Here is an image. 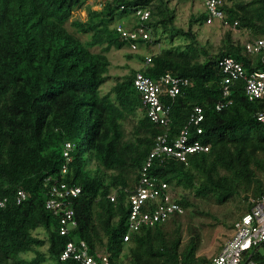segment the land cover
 Returning <instances> with one entry per match:
<instances>
[{"label": "trees", "instance_id": "16d2710c", "mask_svg": "<svg viewBox=\"0 0 264 264\" xmlns=\"http://www.w3.org/2000/svg\"><path fill=\"white\" fill-rule=\"evenodd\" d=\"M87 1L0 0V199H6L0 264H76L59 257L68 242L80 241L110 264H208V257L197 255L200 233L187 216L192 200L220 207L242 197L247 207L239 219L264 192V122L257 121L264 100H248L243 78L223 99L219 66L231 57L247 75L264 68V52L247 54L233 37L236 31L245 42L264 38V0H221L224 18L212 24L223 35L214 52L198 41L207 25L200 0L203 9L190 14L186 28L178 23L181 0H103L99 8ZM77 10L85 11L84 20L72 18ZM138 12H147V19ZM117 25L144 27L149 39H138L135 53L124 54L141 67L123 66L125 74L111 75L110 50L128 44ZM138 72L188 81L178 96H161L169 107L166 125L149 120L133 83ZM221 101L231 103L216 110ZM196 107L203 115L198 126L189 123ZM183 130L208 151L191 154L186 163L163 155L148 169L167 184L182 213L130 232L124 241L129 196L156 138L172 143ZM48 177L81 188L70 201L76 227L66 235L59 234V215L45 209ZM19 190L26 199L17 204ZM236 220L215 226L233 230ZM25 253L32 257H21Z\"/></svg>", "mask_w": 264, "mask_h": 264}, {"label": "built area", "instance_id": "2783aa9c", "mask_svg": "<svg viewBox=\"0 0 264 264\" xmlns=\"http://www.w3.org/2000/svg\"><path fill=\"white\" fill-rule=\"evenodd\" d=\"M200 1L207 11L206 24L210 25L213 22L223 20V12L219 9L222 5L221 0ZM137 15H139L140 20H146L148 17L147 12H138ZM224 24L227 26L226 23ZM235 26L236 22L232 24L233 28ZM116 30L123 40L129 42L132 50L136 49V40L149 39V33L144 27L126 30L121 25H117ZM244 51L247 54L264 52V38L246 42ZM149 62L150 58H146L145 63ZM219 66L225 74L222 84L223 99L229 96L230 84L239 78H243L248 100H264V68L247 75L241 64L231 57L223 58ZM133 83L140 92L144 103L148 105V118L159 125H166L168 122L167 110L164 109V105L160 101L161 96L174 98L180 94L181 88L189 84L186 79L177 78L168 73L161 75L156 80L146 77L142 73H137ZM230 103V101H221L216 105V110H220ZM202 120V110L199 107L194 108L189 123L197 126ZM257 121L264 122V111L257 114ZM196 132L200 134L201 129L197 128ZM188 139L186 130L181 131L172 143H167L166 136L156 138V144L147 157L129 196L127 232L123 237L124 241H128L130 232H137L142 227H152L157 223L166 221L174 213H182L183 210L180 205L172 202L166 194V185H158L157 180L148 173V169L154 158L163 155L186 163L190 154L208 151L207 145L198 141L190 142ZM68 149L69 145H66L64 156L67 155ZM45 182L49 184L45 209L59 215V234L66 235L76 227L70 201L79 196L81 188L79 186H67L52 177L45 179ZM25 198L26 194L23 191H18L16 203H21ZM5 200L0 199V207L4 206ZM110 200L114 201V195L110 196ZM252 203L250 210L234 222L231 237L222 244L219 253L208 264H264V253L259 254L258 252L264 244V192ZM257 255L261 257V261L254 259ZM68 259L73 260L76 264H110L106 255L94 256L89 254L88 247L83 241H80L78 245L73 242H68L65 245L59 260Z\"/></svg>", "mask_w": 264, "mask_h": 264}, {"label": "rangeland", "instance_id": "374dc122", "mask_svg": "<svg viewBox=\"0 0 264 264\" xmlns=\"http://www.w3.org/2000/svg\"><path fill=\"white\" fill-rule=\"evenodd\" d=\"M103 0H88L86 4L93 5L94 8H99V3ZM202 5L196 0H185L177 3V17L178 23L186 28L187 22L190 14L196 13L202 10ZM86 16L85 11L77 10L72 14V18L84 20ZM217 23L207 24L198 30V41L201 45L206 46L210 52L217 50L220 43V38L223 35V29L216 26ZM240 34V35H239ZM234 38L239 39L244 45V35L234 31ZM247 42V41H246ZM156 50L155 48H153ZM136 51V50H135ZM135 53L128 46L123 47L118 50L111 49L109 52V58L113 65V69H110V74H125L126 69L123 67H129L133 70L138 69L141 63L137 60L131 58L126 60L124 54ZM119 66V68L117 67ZM104 87V86H103ZM102 87V88H103ZM193 207L188 208L187 216L190 218L191 224L198 229L200 233V244L198 247L197 255L206 256L211 260L215 255H217L221 249L222 244L228 240L233 230H226L230 224L236 220L238 215H240L243 210L247 207L246 202L242 197L235 198L234 200L228 201L223 206H217L213 201L208 202L202 200H192ZM218 222L225 224L223 226H215ZM184 240L188 238L187 228L183 233ZM259 254L264 253V247L258 250ZM21 257L30 259L32 254L25 253L21 254ZM48 264V263H46Z\"/></svg>", "mask_w": 264, "mask_h": 264}, {"label": "bare ground", "instance_id": "6f19581e", "mask_svg": "<svg viewBox=\"0 0 264 264\" xmlns=\"http://www.w3.org/2000/svg\"><path fill=\"white\" fill-rule=\"evenodd\" d=\"M178 96V95H177ZM164 109H166L167 110V115H169V107L166 105V104H164ZM194 110V109H193ZM156 179V178H155ZM157 180V179H156ZM157 183H158V185H160V184H165L166 185V189H165V191H166V194H168V196L170 197V193H169V191H168V186H167V184L166 183H164V182H161V181H158L157 180ZM170 200H171V197H170Z\"/></svg>", "mask_w": 264, "mask_h": 264}, {"label": "clouds", "instance_id": "9594fccd", "mask_svg": "<svg viewBox=\"0 0 264 264\" xmlns=\"http://www.w3.org/2000/svg\"><path fill=\"white\" fill-rule=\"evenodd\" d=\"M122 27H123V26H122ZM123 28H124V27H123ZM124 29L129 30L128 28H124ZM130 30H131V29H130ZM133 30H135V29H133ZM117 32H118V31H117ZM119 34H120V33H119ZM120 36H121V35H120ZM121 39H122V37H121ZM122 40H123V39H122ZM125 41H126V40H125ZM136 41H137V40H136ZM127 42H128V41H127ZM245 43H246V42H244V44H245ZM127 46L130 48V46H129V42H128ZM130 49H131V48H130ZM131 50H132V49H131ZM135 50H136V49H135ZM135 50H134V51H135ZM147 58H149V57H147ZM145 64H146V63H145ZM138 73H140V72H138ZM168 74H170V73H168ZM157 79H158V78H157ZM181 90H182V88H181ZM149 120H150V119H149ZM151 122H152V121H151ZM201 122H202V121H201ZM201 122H200V123H201ZM152 123H153V122H152ZM154 124H156V123H154ZM198 125H199V124H198ZM198 125H197V126H198ZM197 128H198V127H197ZM193 154H195V153H193ZM190 155H191V154H190ZM190 155H189V156H190ZM135 183H136V182H135ZM19 191H23V190H19ZM17 192H18V191H17ZM23 192H24V191H23ZM24 193H25V192H24ZM16 195H17V193H16ZM15 199H16V197H15ZM25 199H26V198H25ZM23 201H24V200H23ZM17 204H18V203H17ZM60 261H61V260H60Z\"/></svg>", "mask_w": 264, "mask_h": 264}]
</instances>
